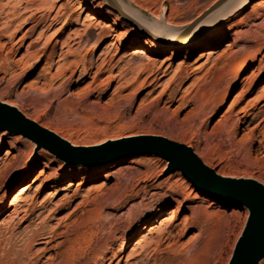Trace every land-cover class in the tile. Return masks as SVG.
<instances>
[{"label": "rangeland", "instance_id": "rangeland-1", "mask_svg": "<svg viewBox=\"0 0 264 264\" xmlns=\"http://www.w3.org/2000/svg\"><path fill=\"white\" fill-rule=\"evenodd\" d=\"M27 1L30 2L0 0V103L13 104L27 118L73 142L74 147H97L124 138L158 136L191 148L206 166L223 177L253 180L264 186V149L258 151V143L264 144V98L256 105L252 102L264 87V4L259 3L261 0L249 1L240 11L235 7L218 11L220 6L194 29L197 36L191 32V40L182 43L188 46L186 49L146 38L121 16L117 18L116 12L103 0H84L76 11L75 0H70V11L56 15L57 9H54L46 24L33 27L32 21L24 23L29 13L22 7ZM217 1L122 0L136 10L143 24L162 19L165 26L176 29L192 23ZM86 11L97 14L94 22L98 27L91 35L77 37L70 48L72 55L52 65L61 51V43L81 28V21L76 20L78 13L82 16ZM157 11L159 17L154 18L151 13ZM44 14L48 13L40 12L36 17ZM53 17H56L54 22ZM46 27L44 37L38 40L37 34ZM101 31L106 32L105 40L96 49ZM221 31L225 36L219 41L208 39L207 35ZM175 34L176 30H169L164 37L172 39ZM205 35L207 38L197 42ZM154 43L170 46L154 51ZM106 47L111 48L107 63L101 74L91 79L101 61L99 54ZM94 48V56L85 55ZM140 50H147V56L138 54ZM62 51L65 53L66 48ZM89 57H93L92 68L78 79L81 66H89L86 61ZM132 57L142 58L128 64ZM205 58L209 64L188 77L194 62ZM148 59L156 62L157 73L150 77L141 73L134 81V69ZM74 62L78 63L74 73L65 72L56 77L57 66ZM246 62L249 68L226 96L235 73ZM179 64H182L180 75L172 81ZM252 75L256 76L253 87L228 112L237 93L251 85L247 79ZM144 79L147 81L143 89L135 97L131 96ZM162 89L166 90L159 96ZM186 90L188 93L183 99ZM209 101L213 102L206 109L207 116L196 117L198 108ZM243 108L249 113L241 112ZM236 117L242 119L237 129L233 127ZM259 120L263 121L251 144L245 135ZM0 134H3L0 135V223L8 220L12 211L9 200L19 187L35 181L30 195L36 184L53 175L57 177L55 181L45 184L38 196L40 207L46 210L42 217L58 205L62 208L45 218L47 226H59L58 233H61L72 222H85L87 218L98 220V228L87 230L71 254L70 244L59 237L48 245L33 246L27 254L20 253V264H136L147 258L148 253H154L155 248L160 264H169L175 254H181L184 259L193 253L203 264L228 263L247 211L195 190L179 171L169 172L165 160L141 155L96 167L66 165L46 150L35 151L34 144L19 135L5 131ZM41 171L45 174L40 175ZM77 205L80 207L75 215L66 220L65 216ZM173 211L178 214L169 223ZM150 214V223L131 236L138 223ZM27 224L21 223L15 233ZM169 225L168 240L157 247L155 242L161 230ZM14 239L10 248L0 244V264L12 262L15 257L12 254L21 251L22 248H17L18 240ZM124 244L125 250L121 252ZM144 247L149 250L139 252ZM258 264H264V259Z\"/></svg>", "mask_w": 264, "mask_h": 264}, {"label": "bare ground", "instance_id": "bare-ground-1", "mask_svg": "<svg viewBox=\"0 0 264 264\" xmlns=\"http://www.w3.org/2000/svg\"><path fill=\"white\" fill-rule=\"evenodd\" d=\"M113 1H115V3H116V10H114V12H116L115 14H116L117 18H119V16H121V18L124 19L125 21H127L126 18H128V19L133 20L134 22H136L140 26H143L144 29L146 30V35H145L146 38H149L151 40L152 39L155 40L156 38H160L162 40L158 41V42H167L169 44H172L171 47L174 46L173 48H178V49H183V48L186 49V48H188V46H186V44H182V43H185V42L187 43V42H189L191 40V39H189L191 33H189V35H187V34L179 35L178 33H176L175 36L172 37V39L165 38L164 37V33H166V31H169V30H174V31L176 30L177 31V29L165 26L162 23V19H160L158 21L157 20H150V24H143L141 22L140 18H138L136 16V14H135L136 10L135 9L131 8V6L125 5L122 2V0H113ZM249 1H251V0H227L223 5H221V7L219 8L218 11H222V10L223 11H227L230 8L232 9L233 7L236 8V11L237 10L240 11L242 8H244L247 5V3ZM36 2H38V4H36L34 7H32L33 6L32 4L36 3ZM101 3L103 4V1H101ZM259 3L261 5L264 4V0H261ZM83 4H84V0H75L74 5H77V6H76L74 11L80 9L83 6ZM103 5L108 9V7L105 4H103ZM71 7L72 6H71L70 0H30V2L27 1L25 6L22 7L24 12L29 13V15L24 20V23L27 22V21H32L33 22V27H36L40 23H45L46 24V22L49 19L50 14H51V11H53L54 9H57L56 15H58L60 13L63 14V13H66L67 11H70ZM171 9H173V8H171ZM40 12H45V13L47 12L48 14H44V15H41L40 17H36V15L38 13H40ZM163 12H164V8H162V13ZM79 14L80 13H78V15H77L78 17L76 18V20L79 19L81 21V25H80L81 28L79 29V31H77V32H75L73 34V37L68 35L66 40L61 43V46H62L61 47V51H60V53L56 54L55 57H56L57 60L54 61L52 65L57 64L59 62V60L63 59V57H66L67 55H72L71 52H70V50H71L70 48H71L72 45L75 44V40H76L77 37H81V36L86 35V34L87 35H91L92 34V30L95 29L96 27H98V25L95 24V22H94V21H96L98 19L97 14L92 13L90 11L84 12L82 16L79 15ZM151 15L154 18H158L159 17V12L157 11L155 13H151ZM15 17L17 18L18 16L15 15ZM55 19H56V17H53L51 19V21L54 22ZM167 23L172 25V23L169 22V21H167ZM47 28L48 27H46L45 29H42L37 34V39L38 40H41L44 37L45 30ZM155 31H157L158 37H157ZM139 33H141V32H139ZM213 34H215V35H213ZM213 34L207 35L209 37L208 39L210 41H213V42H217V41H219L221 38H223L225 36V33L222 32V31L219 32V33H213ZM105 36H106V32L105 31H101L100 37L98 39V43L95 45L96 49L99 48V46H101V44L104 42V40H105L104 37ZM9 37H10V35H9ZM174 38H176V40L172 41ZM204 38H207L206 35L204 37H201V39L199 41H197V42L202 41ZM56 44L58 45L59 42H57ZM131 44H133V42ZM154 44H155L154 48H153L154 51H161V50H164L166 48H169V46H170L169 44H165V43H154ZM30 46H32V45H30ZM183 46H186V47H183ZM110 47H111V45H110ZM110 47H106L99 54L98 59L101 60V61H100L99 65H97V69L94 72V74L91 77V79H96L101 74L102 68L107 63L106 62V57H107V55H108V53H109V51L111 49ZM63 48H66V52L65 53L62 51ZM95 48L94 49H90L92 51H87L85 55L86 56H94L96 54V49ZM43 50L45 51L46 47L43 48ZM51 50H53V48H51ZM147 53H148L147 50H144V51L140 50L138 54L143 55V56H147ZM40 57L41 56H39L37 58V60ZM141 58L142 57H137V58L134 59V57H132L131 60H129L127 63L130 64L129 63L130 61L136 60V59H141ZM92 60H93V57L86 58V61L89 62V66H87V67L85 65L81 66L78 79H80L83 76H85L86 74H88V71L92 68ZM209 62L210 61L206 60V58L203 59L200 62H196L195 61L194 62L195 65H193L191 67V71H190V73L187 76L190 77L192 75L197 74L200 71V69L204 68L206 66V64H209ZM126 66H128V65H126ZM155 66H156V62L154 61V59H148V61L146 63H144V64H142V65H140V66H138V67H136L134 69L135 70L134 71L135 75L133 77V80L136 81L141 73L148 74L147 77L155 75V72H156L155 71ZM249 66H250V64L248 62H246V63H243L239 67L238 71L235 73V75H234V77L232 79V82L230 83V86L227 89L226 96H228L231 93L233 87L240 81L241 76L245 73V71L249 68ZM77 67H78V63H76V62L68 63V64L65 63L63 65H59V66H57V70L58 71H57L56 77L60 76L61 74L65 73V72L74 73L76 71ZM181 68H182V64H179L177 66L176 70L174 71L173 75H172V81L179 77ZM129 69H132V67L129 68ZM113 77H114L113 79L115 81L116 77L115 76H113ZM255 77H254V75H252L251 78L247 79L248 82L251 81V85L247 86V87H244L239 93H237L235 98L232 100V102L228 106V109H227L228 112H230L234 107H236L241 102V100L244 98L246 93L253 87L254 78ZM146 81L147 80L144 79L143 82H141L135 89H133L134 91H132L131 96L135 97L141 91V89H143ZM194 82L195 81H193V83L191 84V87L193 86ZM165 90L166 89H162L160 91V93H159V96H161V94H163V92ZM187 91L188 90H186L183 93L184 97H181V98H183V99L186 98L185 95H186V93H188ZM172 97L173 96H171L170 98H172ZM203 97H201L202 98L201 100H203ZM263 98H264V87L262 88V90H260L258 95L255 98L252 99L253 105H256ZM155 99H157V97H155ZM212 102L213 101H209L208 104L207 103H206V105L203 104L200 107V109L198 108V111H197L195 116L196 117L199 116V115L207 116L208 112L206 113V109L208 108L209 103H212ZM3 103L8 105V106L14 107L13 104L11 105L8 102H3ZM241 112L246 114V113H249V110H246V109L243 108V109H241ZM262 121L263 120H259L255 124H253L250 127L248 133L245 135L246 140H248L251 144L253 143V140H254V138H253L254 137V133L260 127V125L262 124ZM33 122L37 123L35 120H33ZM37 124L40 127L51 131L50 129L46 128L45 126H42L39 123H37ZM241 124H242V119L240 117H236V119L233 122V127L235 129H237ZM52 132L56 134V132H54V131H52ZM0 135H3V134H0ZM262 136L264 138V130H262ZM61 138L64 139L65 141H67L68 143L70 142L68 139H65L63 137H61ZM243 140L245 142V139H243ZM70 143H71L72 146H74L73 142H70ZM258 144H259L258 151L260 152L262 149H264V144L261 143V142H259ZM40 152H42V151H40ZM119 164H122V163H119ZM72 171L73 170H71L70 172H72ZM43 174H45V171H41L40 175H43ZM56 178L54 177V175L46 177L38 185L36 184V188L34 189V192L31 193L30 195H29L30 190L35 185V183H36L35 181H33L32 184L27 183L25 185H22L21 187H19L12 194L11 199L9 200V203H8V205L10 207H12V211H11L10 215H8V220H5L3 223H0V244L2 243L5 248H10L9 246L11 244V240L16 238L14 240H18V243H19V245H17L18 246L17 248H22V249H21V251H19L17 253H13L12 255H14L15 257L14 258L12 257L13 258L12 262L7 263V264H20L19 263L20 259L18 260V255L20 253L25 254L27 250H29L30 248H32L33 246H36V245H40V244L48 245V244L54 242L59 237L65 238V241L70 244V247L68 248V250H69V253L71 254V251H74V245H78V243L83 239V235L85 234V232L87 230H92L94 227L98 228V224H97L98 220H96V221L95 220H90L91 218L90 219L87 218L89 220L86 219L85 222L83 220V222H81V223L72 222L73 224L70 223L69 225L65 226V230L63 232H61V233H58L59 226H57V227L56 226L55 227L47 226L45 218L47 219L51 213L59 212L61 210L62 206H59V205L56 206L49 214H47L44 217H42V215L45 213L46 210H44V208L40 207L41 204L38 203V196L41 193L42 189H44L45 184L53 183V181H55ZM173 192H175V191H173ZM86 199H88V198H86ZM21 203L23 205H21ZM87 203H89V202H87ZM78 207H80V206L77 205V207H75L71 212H69L65 216L66 220L71 218L73 215H75V213L77 212V208ZM21 214H22V216H20ZM152 214L148 215L147 217H145L142 221H140L138 223L136 232L132 233L131 236L137 235L141 230L144 229L146 224L150 223V220L152 219ZM177 214H178L177 212H174V211L172 212L171 219L168 220V221H170L169 223H171L172 219L176 218ZM19 216H20V218L18 219ZM40 218H41V220L36 223V221L38 219H40ZM16 219H18V221ZM15 220L17 221V223L12 224L13 221H15ZM93 221H95V222H93ZM23 222L24 223L28 222V224L21 231H18V232L15 233V229L16 228L19 229L21 223H23ZM169 227H171V225H169L165 230H163V231L161 230V233H160L161 236L158 237L156 242L154 241L156 246L157 245H161L162 242H165L166 240H168L169 234H167V233L169 231H167V230L169 229ZM164 235H166L165 238L163 237ZM61 242L59 244H61ZM154 242H153V244H154ZM139 245H140V243H139ZM125 246H126L125 244L122 245L121 252L123 250H125ZM12 247H14V246H12ZM148 250L149 249H147V251ZM147 251H146L145 247L142 248L141 251L139 250V252H141V253H145ZM134 252H136V250L132 251L131 254H133ZM153 252L154 253H151V254L148 253L146 255L147 258H145L144 260L141 259V262L136 263V264H149V262L150 263L152 262V264H160L158 262V259H156V256H158L157 254H155L157 252L156 248L153 250ZM137 254L140 255V253H138V252L136 253V255ZM65 255L67 256V253H65ZM131 256H133V255H131ZM64 259H65V256L63 257V260ZM31 264H35V263H31ZM107 264H109V263H107ZM169 264H203V261L202 260L199 261L198 256L195 255L194 253L190 254L187 258H184V259L182 258L181 254H178V255L175 254L169 260Z\"/></svg>", "mask_w": 264, "mask_h": 264}, {"label": "water", "instance_id": "water-1", "mask_svg": "<svg viewBox=\"0 0 264 264\" xmlns=\"http://www.w3.org/2000/svg\"><path fill=\"white\" fill-rule=\"evenodd\" d=\"M103 1L116 10L115 1ZM226 1L218 0L192 23L177 29L176 33L189 35L194 32L205 17ZM126 20L146 35L142 26L131 19ZM194 33L197 36L198 32ZM155 40L158 42L162 39ZM0 131L29 140L34 144L35 151L46 150L66 165L96 167L133 156L159 157L167 162L169 172L179 171L195 190L213 200L233 203L247 211L245 224L227 264H258L264 259V186L253 180L232 179L217 174L185 145L158 136H136L97 147H74L59 135L25 117L17 108L4 103H0Z\"/></svg>", "mask_w": 264, "mask_h": 264}]
</instances>
